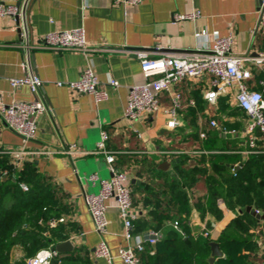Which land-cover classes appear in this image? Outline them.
<instances>
[{
    "label": "crops",
    "instance_id": "1",
    "mask_svg": "<svg viewBox=\"0 0 264 264\" xmlns=\"http://www.w3.org/2000/svg\"><path fill=\"white\" fill-rule=\"evenodd\" d=\"M21 1L0 0L6 4H18ZM261 3L262 0H144L132 5L124 3V0H33L29 4L27 14L31 44L38 43L49 32L83 27L90 47L114 49L88 53L34 49L30 56L34 72L43 80L41 91L49 111L38 115V132L26 145L31 154H27L24 161L35 164L41 176L48 178L62 193L63 203L68 205L69 213L62 215L58 220H63L59 223L70 224L68 240L73 242L74 249L80 247L85 250L91 264H126L117 252L127 244V240L114 200L109 202L107 211V233L102 236L95 230L83 195L84 192L99 190V186L89 179L90 175L97 173L108 178L112 174L103 155L85 154L84 151L95 150L101 132L106 130L110 135L108 147L117 151L115 165L127 173L135 192L134 207L140 215L147 214L149 208L144 206L143 196L157 192L154 182L149 179V166L156 163L160 169V164L168 161L170 168L160 170L170 176L177 175L174 166L179 158H164L158 152L184 143H189L188 147L198 145L199 140L194 139L191 133L198 132L197 117L206 108L204 82L183 83L173 90H182L187 99L201 98L203 101L202 106L197 103V107L180 111L181 125L177 129L166 127L169 115L162 109L148 117L129 121L124 114L129 87L145 81L140 62L129 50L160 45L165 52L179 53L200 46L210 47L217 39L233 35L235 52L256 56L264 48V32L256 30ZM194 11L200 13L196 19L175 18L177 14ZM22 20V17L18 21L11 15L0 16V91L6 105L12 101H30L34 98L29 86L13 90L10 84L11 78L27 74L23 66L27 55L19 46V24ZM203 29L207 32L206 36L196 37V32ZM87 66L95 70L103 84L107 85L112 79L120 83L118 87L108 86V100L96 103L90 94L57 85L58 81L78 79ZM169 96L168 93L162 95L165 107L171 102ZM233 137L237 140L236 136ZM238 145L246 148L247 143L241 140ZM72 146L75 149L70 150ZM21 147L20 136L0 118V150ZM8 156L11 164L12 156ZM0 157H4V154H0ZM236 163L227 165L233 167ZM192 193L195 196L202 194L196 188ZM216 203L221 210L220 218L209 211L201 214L195 205L185 217V239L189 237L188 244L195 248L191 264H196L201 258H206L209 264H261L264 259V205L231 209L221 196L216 197ZM257 209L260 213H256ZM238 219L248 226V231L238 233V229H229ZM169 225L173 226L172 221ZM204 229L210 232L208 249L200 246ZM152 230L149 228L135 233L146 238L145 234ZM227 230L230 233H226ZM159 233L160 239L163 230ZM240 236L249 237L250 242H236L235 239L241 240L238 238ZM102 238L112 251L111 262L94 254ZM158 241L146 243V251L140 254L141 264H145L149 254L159 250ZM210 241H217L224 253L213 263L209 261ZM23 255L24 249L15 246L10 259L15 261Z\"/></svg>",
    "mask_w": 264,
    "mask_h": 264
},
{
    "label": "built area",
    "instance_id": "2",
    "mask_svg": "<svg viewBox=\"0 0 264 264\" xmlns=\"http://www.w3.org/2000/svg\"><path fill=\"white\" fill-rule=\"evenodd\" d=\"M33 0H22L20 4H6L0 2V16L11 15L22 17L19 24L21 29V43L19 46L26 52V60L23 66L27 74L23 77H13L10 84L13 90L22 86H29L34 98L30 101H12L6 105L3 93L0 91V118L8 127L18 134L22 141L20 149H2L0 154L12 156V169L20 170L25 161L24 157L31 152L27 151L26 145L33 140L38 132L37 117L39 114L49 111L47 101L41 91L43 80L33 70L31 52L34 49H45L58 52H82L109 51V47H90L86 39L83 27L75 29H61L46 33L38 43H30V27L28 22V7ZM144 0H124V3L137 5ZM257 31L264 32V0L259 10ZM200 16L199 11L188 14H177L176 20L196 19ZM207 34L206 30L196 32V37L202 38ZM234 37L228 35L217 39L210 47H196L193 50L179 53L163 51L160 45L146 48L133 49L131 51L141 64L142 74L145 81L129 87L128 100L125 107V117L129 121H135L148 117L164 110L169 115L166 127L175 130L181 125L180 111L187 107H197L194 98L187 99L182 90H173L175 86L189 82H204L205 88L203 98L206 108L198 114L197 124L200 140L209 137L208 130L216 129L220 135L245 140L246 148L240 145L236 148L224 150L207 149L199 145L188 147L180 145L166 147L158 152L164 158H173L182 155L197 157L212 153L240 154L243 157L251 153L264 154V48L256 56L240 54L234 51ZM117 50V49H115ZM125 51V49H121ZM262 75V76H259ZM58 86H66L82 94H90L96 103L109 99V87H118L120 83L112 79L107 85L103 84L97 73L91 66H87L76 80L58 81ZM168 93L170 104L165 107L162 95ZM227 97V103L231 107H238L245 113L246 122L242 130L231 129L218 119L220 110V98ZM225 121L234 122L239 118L226 114ZM110 135L106 130L101 132V139L93 151H84L85 154L103 155L109 165L111 176L101 177L97 173L90 175L92 183L99 186L97 192H84V200L90 216L93 220L95 230L100 235L108 231L109 219L107 211L109 202L115 201L119 215L124 225V236L127 244L118 249V256L126 264H141L140 254L146 251V243L154 244L158 241L160 233L149 231L152 237L143 238L141 234L135 233V221L140 213L134 207L133 189L126 172L120 171L116 165V154L108 147ZM75 149V146L69 148ZM143 151H139L142 153ZM241 168V162L236 163L232 169L236 174ZM8 170L0 172V178L4 177ZM24 191L29 190L25 182L20 183ZM256 213H260L257 209ZM63 219L53 218L50 225L55 226ZM176 229H180L178 220L172 221ZM182 234L185 233L181 230ZM204 237H210L208 229L201 233ZM96 257L106 258L112 261L113 254L107 243L102 238L94 249ZM58 255L55 249L44 248L39 250L34 257L28 260V264H52V260ZM261 264H264V259Z\"/></svg>",
    "mask_w": 264,
    "mask_h": 264
},
{
    "label": "trees",
    "instance_id": "3",
    "mask_svg": "<svg viewBox=\"0 0 264 264\" xmlns=\"http://www.w3.org/2000/svg\"><path fill=\"white\" fill-rule=\"evenodd\" d=\"M227 100V97L220 98L219 115H238L235 118L239 119L245 117L242 110L238 107L232 108ZM196 101L202 106L201 98ZM220 122L236 130H242L244 125L238 119L229 122L223 117ZM208 133L206 140H200L197 131L191 134L194 139L199 140V146L207 149L224 150L239 146L235 143V138L223 137L217 130L209 129ZM184 145L189 146V143ZM178 158L174 166L176 176H170L158 169L156 163L148 168L149 179L154 182L157 192H149L143 196V204L149 208V212L140 215L135 221V231L151 228L161 233L163 230V234L158 241L159 250L149 254L145 264L192 263L195 248L188 244L189 237L185 239L186 235L181 232L182 230L187 233L185 217L192 205L201 214L209 211L217 218L221 217V210L216 203L217 196L223 197L231 209L238 206L264 205L263 154L255 152L244 158L240 154L212 153L197 157L182 155ZM238 161L241 162V168L235 174L232 165ZM2 170H8V173L0 178V264H27L28 259L34 257L39 250L53 249L57 243L68 240L71 233L69 223L50 225L51 219H59L69 213L68 205L63 203L62 193L48 178L41 176L35 164L25 162L20 170H13L10 157L4 155L0 157V172ZM21 182L28 184V191L21 188ZM194 188L202 194L195 196L192 193ZM132 195L134 203V190ZM248 215L254 220L251 214ZM174 220L179 221L180 229L169 225ZM229 229H238V233H243L248 231V226L238 219ZM228 230L226 233H230ZM203 238L200 239V246L208 249L207 241L210 237ZM238 238L241 239H235L238 243L250 242L249 237ZM223 239L226 240V237L223 236ZM15 246H21L24 255L11 261L10 254ZM52 264H91V261L83 248L76 247L70 252L58 253ZM196 264L209 262L206 258H201Z\"/></svg>",
    "mask_w": 264,
    "mask_h": 264
},
{
    "label": "water",
    "instance_id": "4",
    "mask_svg": "<svg viewBox=\"0 0 264 264\" xmlns=\"http://www.w3.org/2000/svg\"><path fill=\"white\" fill-rule=\"evenodd\" d=\"M16 19L19 21L20 17L16 16ZM170 166L171 164L168 161H164L160 164L159 168L162 170H168ZM145 237L149 238L152 236L149 235V233H146ZM209 246L211 248V257L209 258L210 263H213L216 260V258H220L224 255L217 241H210ZM53 249H55L58 253L70 252L74 249V244L71 240H66L57 243Z\"/></svg>",
    "mask_w": 264,
    "mask_h": 264
},
{
    "label": "rangeland",
    "instance_id": "5",
    "mask_svg": "<svg viewBox=\"0 0 264 264\" xmlns=\"http://www.w3.org/2000/svg\"><path fill=\"white\" fill-rule=\"evenodd\" d=\"M219 114H220V112H219ZM222 115H219V120H220V118H222L223 117V115H225V114H223V113H221ZM239 114V113H238ZM227 116V115H226ZM235 116H238V115H235ZM239 116H240V114H239ZM224 118V117H223ZM240 121L243 123V124H245V122H246V119L244 118V117H242V118H240ZM241 140L240 139H237L236 141H235V143H239Z\"/></svg>",
    "mask_w": 264,
    "mask_h": 264
}]
</instances>
